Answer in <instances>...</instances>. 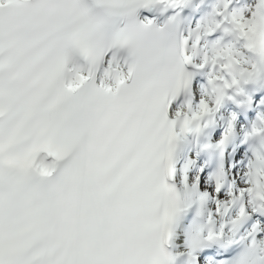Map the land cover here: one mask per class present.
Segmentation results:
<instances>
[{"label":"snow or ice","instance_id":"6c2138e0","mask_svg":"<svg viewBox=\"0 0 264 264\" xmlns=\"http://www.w3.org/2000/svg\"><path fill=\"white\" fill-rule=\"evenodd\" d=\"M0 264H264V0H0Z\"/></svg>","mask_w":264,"mask_h":264}]
</instances>
